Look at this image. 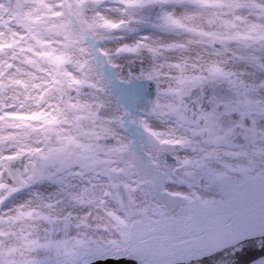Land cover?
<instances>
[{"label": "snow or ice", "instance_id": "6c2138e0", "mask_svg": "<svg viewBox=\"0 0 264 264\" xmlns=\"http://www.w3.org/2000/svg\"><path fill=\"white\" fill-rule=\"evenodd\" d=\"M0 264H264V0H0Z\"/></svg>", "mask_w": 264, "mask_h": 264}]
</instances>
